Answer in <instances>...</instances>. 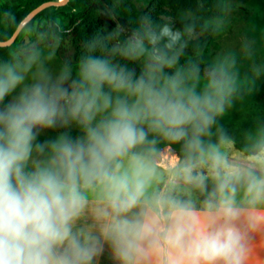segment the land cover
Wrapping results in <instances>:
<instances>
[{"label":"clouds","instance_id":"clouds-1","mask_svg":"<svg viewBox=\"0 0 264 264\" xmlns=\"http://www.w3.org/2000/svg\"><path fill=\"white\" fill-rule=\"evenodd\" d=\"M147 38L151 45L167 38L164 47L171 49L181 36L165 25L159 37ZM137 46L142 53L139 39ZM152 55L169 67L175 62L165 53L154 51ZM80 74L89 87L74 94L71 115L85 124L86 141L65 137L54 143V166L25 171L33 150V130L52 127L64 115L61 102L67 103V89L50 81L36 84L0 109V264H86L93 252L87 240L80 243L71 234V223L85 200L83 189L103 185L113 209L117 213L128 211L144 195L155 175V139L150 140L149 133L170 143L184 141L188 149L195 150L214 115L223 111L222 98L207 92L197 94L182 87L174 77L159 87L144 78L132 82L99 58L86 60ZM22 80L14 67L5 66L0 74V101ZM104 84L114 91L135 95L136 100L129 104L117 97L113 102L102 93ZM210 86L215 82L210 81ZM109 108L108 115L91 126L96 114ZM36 147L43 151V145ZM191 170L192 165L184 169L187 179H191ZM116 230L125 245L119 255L127 262L133 252L140 251L139 245L127 237L140 238L144 228L133 230L124 221ZM184 236L185 230L177 228L165 240L172 247L182 248ZM62 245H66L64 252L58 253ZM186 255L192 264H213L217 260L241 264L244 258L240 237L232 228L194 241Z\"/></svg>","mask_w":264,"mask_h":264},{"label":"rangeland","instance_id":"rangeland-1","mask_svg":"<svg viewBox=\"0 0 264 264\" xmlns=\"http://www.w3.org/2000/svg\"><path fill=\"white\" fill-rule=\"evenodd\" d=\"M4 1L17 5L22 0ZM164 18L175 27L178 22L193 19L194 16L184 13L178 16L167 15ZM107 19L131 41L136 57L148 67L154 60L151 49L142 42L144 51L140 52V47L137 46L139 38L132 33L125 20L115 15H107ZM187 34L191 40L196 41L211 38L210 67L207 75L212 80L193 79L189 85H181L197 94L203 95L207 92L217 99L222 98L223 111L214 115L213 123L200 136V140L211 142L214 147L198 163L192 165L191 179L186 178L188 174L184 171L185 167H180V160L173 166L167 163L164 177L160 179L152 199L154 206L160 208L163 214H168L171 209L177 207L214 206L217 197L228 191H264V151L258 155H247L235 144L237 142L241 146H247L249 143L259 144L264 141V99H259L260 89L264 84V0H229L222 18L207 21ZM28 42L29 38L26 36L24 44ZM12 67L23 80L0 101V109L11 103L22 91L30 90L36 84L50 81L62 85L68 91L67 103L61 102L64 115L58 119L64 132L53 134L50 127H37L33 130L35 139L27 164L35 171L43 164L53 165V159L56 157L52 147L54 143L65 137L71 141H86L87 131L78 129L66 114L71 113L74 94L83 92L89 85L83 81L80 74L83 66L75 63L72 37L49 41L39 48L38 53ZM210 81H214L215 86H210ZM102 93L110 96L113 102L117 97L129 104L136 100V96L127 91L112 90ZM110 111L109 108L107 111L98 112L91 121V126ZM52 129L56 130L57 125L52 126ZM36 145H43V151ZM168 151L173 153L168 147L161 149L154 161L158 162V156ZM256 173L260 175L257 177ZM154 183L155 178H152L144 196L152 189ZM241 186L249 187L232 189Z\"/></svg>","mask_w":264,"mask_h":264},{"label":"trees","instance_id":"trees-1","mask_svg":"<svg viewBox=\"0 0 264 264\" xmlns=\"http://www.w3.org/2000/svg\"><path fill=\"white\" fill-rule=\"evenodd\" d=\"M49 1L60 0H22L14 5L0 0V41L9 40L21 21L35 8ZM229 0H70L61 7H49L39 13L20 33L10 47H0V72L5 66H16L31 55L38 53L41 46L49 41H60L73 38L75 46V63L83 66L89 58L106 60L118 73L123 72L132 82L140 78L152 80L157 87L163 85L169 78L178 79L181 84L189 85L190 80L206 78L210 67L209 46L211 38L203 41L191 40L187 34L193 28H200L207 21L220 19L224 16ZM190 13L193 19L180 21L172 27L164 16H178ZM107 15H115L125 20L130 30L143 44L157 54L165 53L168 59H175L169 67L158 60H153L145 67L136 57L131 41L107 19ZM167 25L174 33L179 32L181 39L171 49L165 48L167 38L159 39L156 45L149 44L148 36L159 37L160 29ZM29 42L24 44L25 37ZM21 52V53H20ZM20 53V54H19ZM221 81V80H219ZM113 89L104 84L102 92ZM259 99H264V84L261 86ZM67 118L80 130L86 131V126L78 119H73L67 112ZM57 129L50 127L51 133H63L60 122ZM149 139H155L153 147L156 152L170 148L180 159V167L198 163L205 154L213 149V143L201 139V145L195 150L186 147L183 141L166 142L149 133ZM219 142V141H218ZM216 144V143H215ZM214 144V145H215ZM236 147L247 155H255L264 147V141L259 144L249 143ZM134 151H139L136 149ZM54 166L43 164L41 167ZM26 172H33L26 163ZM257 177L260 173H256ZM241 186L232 189H244ZM231 190V189H228ZM203 195V199H205Z\"/></svg>","mask_w":264,"mask_h":264},{"label":"crops","instance_id":"crops-1","mask_svg":"<svg viewBox=\"0 0 264 264\" xmlns=\"http://www.w3.org/2000/svg\"><path fill=\"white\" fill-rule=\"evenodd\" d=\"M263 151L264 147L259 153ZM158 157V162L152 159L156 170L152 177L155 178L154 186L126 212L117 213L113 209L103 185L83 189L85 200L79 215L71 223V234L80 243L87 240L93 255L86 264H192L186 255L189 246L226 228L234 229L240 237V247L244 252L241 264H264V191H228L217 197L214 206L177 207L163 214L154 206L152 199L160 179L164 177L168 152ZM125 166H128L127 159L124 160ZM124 221L133 230L144 228L140 238L127 237L140 248L127 262L119 255V249L125 245L116 230V226ZM177 228L185 230L182 248L172 247L165 240ZM65 247L60 246L58 253H63ZM200 264L204 262L200 261ZM213 264L224 262L217 260Z\"/></svg>","mask_w":264,"mask_h":264},{"label":"water","instance_id":"water-1","mask_svg":"<svg viewBox=\"0 0 264 264\" xmlns=\"http://www.w3.org/2000/svg\"><path fill=\"white\" fill-rule=\"evenodd\" d=\"M70 0H60V1H49L41 4L33 11H31L18 25L17 29L13 33L12 37L7 41H0V47H10L16 41L21 31L43 10L49 7H61L66 5Z\"/></svg>","mask_w":264,"mask_h":264},{"label":"built area","instance_id":"built-area-1","mask_svg":"<svg viewBox=\"0 0 264 264\" xmlns=\"http://www.w3.org/2000/svg\"><path fill=\"white\" fill-rule=\"evenodd\" d=\"M167 160H168V164L170 166H173V164L175 162H178V160H180V159H179V157L175 153H172V152L168 151Z\"/></svg>","mask_w":264,"mask_h":264}]
</instances>
